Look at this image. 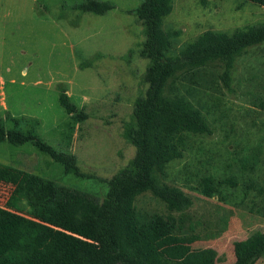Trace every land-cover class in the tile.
<instances>
[{
	"label": "rangeland",
	"instance_id": "rangeland-1",
	"mask_svg": "<svg viewBox=\"0 0 264 264\" xmlns=\"http://www.w3.org/2000/svg\"><path fill=\"white\" fill-rule=\"evenodd\" d=\"M5 1L0 0L5 3L0 5V80L5 81L6 99L19 114L39 118V135L57 149L75 154L82 171L92 178L65 173L30 143L1 142L0 162L27 170L30 183L53 178L101 199L108 190L106 181L135 155L123 130L134 101L148 87L144 77L149 59L140 54L146 37L133 13L142 0H102L115 5L105 14L77 9L84 0ZM172 3L163 20L164 30L179 31L170 55H179L208 29L233 32L264 21V5L252 0ZM61 84L86 111V120H73L61 106ZM171 92L197 107L213 129L211 135L179 136L184 157L166 168V180L181 186L195 204L174 223L166 204L150 195L139 197L137 210L164 217L167 230L157 242L166 241L178 257L206 247L203 234L211 230L228 234L220 239H229L225 247L232 251L230 240L246 237L248 227L230 220L237 221L238 214L264 213V44L237 60L232 90L223 86L218 69L202 67L180 76ZM209 179L218 192L213 197L206 194ZM19 206L32 215L28 205ZM138 217L145 229L143 217ZM262 217L250 225L253 231L264 227ZM223 252L226 262L229 251Z\"/></svg>",
	"mask_w": 264,
	"mask_h": 264
},
{
	"label": "trees",
	"instance_id": "trees-1",
	"mask_svg": "<svg viewBox=\"0 0 264 264\" xmlns=\"http://www.w3.org/2000/svg\"><path fill=\"white\" fill-rule=\"evenodd\" d=\"M252 1L264 5V0ZM114 7L102 0L77 5L94 14H105ZM172 9V0H142L133 10L146 37L140 54L149 59L144 77L148 87L134 101L131 119L123 130V137L136 149L133 158L106 181L108 190L101 199L62 186L53 178L40 177L30 183L26 173L21 192H25L32 215L22 211L20 203L16 211L0 205V264H219L220 251L215 247L178 257L166 241L157 242L167 230L164 217L147 210L139 213L137 202L144 195L164 202L172 223L194 206L192 196L166 180V168L184 157L179 136L211 135L213 129L197 107L172 95V85L192 70L212 67L219 70L223 86L232 90L237 60L248 49L264 44V21L233 32L208 29L179 55H170L172 39L179 31L164 30L163 20ZM58 88L59 102L70 117L77 122L86 120L88 114L71 100L66 86ZM40 126L37 117L6 112L0 116V143H30L60 164L65 173L92 178L82 171L75 154L44 140L38 132ZM215 192L212 183L206 194ZM230 242L234 260L229 264H255L264 257V227Z\"/></svg>",
	"mask_w": 264,
	"mask_h": 264
},
{
	"label": "crops",
	"instance_id": "crops-1",
	"mask_svg": "<svg viewBox=\"0 0 264 264\" xmlns=\"http://www.w3.org/2000/svg\"><path fill=\"white\" fill-rule=\"evenodd\" d=\"M4 2L6 1L4 0ZM4 2L0 5L3 6L5 4ZM4 23L7 25V22L4 21ZM4 28L6 29L7 27L5 26ZM2 38H0V41H2ZM68 94L70 95L71 92L68 91ZM6 96L7 95L5 92V81L2 79L0 80V116L4 115V113L6 112H10L12 115H15V116L21 115L19 114V112H16L14 110L15 105H12V103H9L6 99ZM24 115L35 117L34 115H31V114H24ZM26 173L30 174L25 169H21V168L0 162V205L16 211L19 208L18 206L19 203L21 205L25 204V201H26L25 192L22 194L21 186L22 184L25 183L23 180L26 178V176H28ZM251 183L253 182L251 181ZM248 188L250 189V186H247V189ZM251 188H254V186L251 185ZM249 193L250 191H246L245 194L249 195ZM252 202L254 203L255 201H252ZM243 203H245V201H243ZM260 212L259 211L250 212L249 213L250 215L248 214L247 217L240 216L238 214V216L236 217L237 221L234 219H231L230 221H232V223H236V225H239L241 223V226L245 225L244 228L248 227L246 229L247 231L246 236H248L253 232V229H251L250 225L252 223H255L258 217L263 216L262 220H264V213L262 214ZM23 213L26 214L25 212ZM228 218L230 219L231 217H228ZM216 232H217L216 230H213V231L211 230L203 234L204 235L203 239L207 240V242L209 243L208 245H206V247L213 246L217 248L218 250H220V253L217 259L219 264H229L234 260L233 250L231 251V248L229 246L225 247V245L227 244V241L229 242V239L227 240L225 238L220 239L222 236H225L228 234H225V233L222 234V233L217 232L218 233L217 236H219L220 234L221 235L220 237H217V236L215 237ZM206 247H202V248H206ZM225 250L229 251L227 253L228 261L223 262L221 254L223 253V255H225V253L223 252ZM263 263H264L263 259L261 260L259 259L255 264H263Z\"/></svg>",
	"mask_w": 264,
	"mask_h": 264
}]
</instances>
